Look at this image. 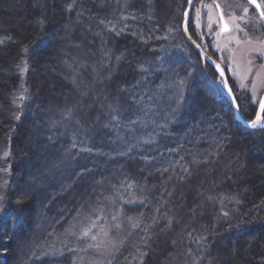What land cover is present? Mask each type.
I'll return each instance as SVG.
<instances>
[{"label":"trees","instance_id":"16d2710c","mask_svg":"<svg viewBox=\"0 0 264 264\" xmlns=\"http://www.w3.org/2000/svg\"><path fill=\"white\" fill-rule=\"evenodd\" d=\"M62 1H51L50 28L45 41L35 47L31 59L39 58L33 61L38 63L45 52L49 57L58 56L60 68L68 66V69L59 75H50L47 81H52V85L36 81L40 69L28 81L33 99L14 128L18 134L11 140L8 138L15 156L20 154L16 169L12 167L15 179L10 197L29 185V180L26 181L29 173L56 161L60 171L38 175L40 182H44L41 184L47 185L46 194L49 191L54 194L52 198L45 197L50 199V204L44 212L50 217L48 211L61 208L57 220L49 218L53 226L71 219V212L75 216L103 199L109 201L101 224L113 216L127 220L125 244L110 264H161V260L166 264H228L231 262L228 247H220V240H215V236H223L227 229L219 224L223 219L215 212L214 205L220 203L222 194L239 192L227 188L231 185L228 179L218 178V163L225 162L221 154L227 152L224 147L236 151L243 143L242 148H249L250 155L264 165V155L251 143L261 140L258 137L263 136L264 129H245L235 121L223 91L197 68L196 53L183 38L181 19L171 18L168 0H149L153 1L151 6L142 0ZM181 13L178 12L179 17ZM23 29L26 31L0 30L5 34H0V46H5L0 49V80L5 79L0 85V97L6 98V103L20 84L13 80L14 66L24 52L19 47L32 41L37 33L36 29ZM14 37L22 43L15 44ZM77 56L80 59H74ZM5 70L13 76L3 75ZM102 87L113 93L106 96L107 100L100 98L104 97ZM255 111L254 107L241 108L247 120ZM64 114L66 117L57 126L48 127V120L54 123ZM30 138L34 142L26 148ZM5 139L0 136V141ZM261 146L264 152L262 140ZM208 152V157L212 155L218 160L212 164L215 168L212 173H207V165L202 162ZM60 158L65 160L60 162ZM211 160L210 157L207 164ZM251 164L248 163L243 173L251 186L250 195H237L243 200L241 208L243 203H247L248 209L254 203L256 210L244 207L246 210L238 214L237 220L254 216L256 222L226 236L238 242L248 234L257 233L254 240L258 243L249 249V257L264 253L261 251L264 248V168L252 171ZM201 178L205 179L201 201L206 203L204 213L195 216L199 208L196 189ZM9 205L0 220V264H13L16 258L12 249L8 255L4 254L3 238L7 233L13 239L28 236L30 247L43 246L33 251L38 256L26 258V264H72L79 245L87 244L84 239L71 240L72 250L61 256H45V249L52 242L50 236L54 234L52 231L46 234L49 222L36 235L37 211L29 205L26 210H17L14 202ZM134 217L136 222L140 221L138 228L131 223ZM214 217L218 221L211 220ZM244 244L247 242H240L239 251ZM241 254L236 252L235 257L241 258ZM198 255H203L204 260Z\"/></svg>","mask_w":264,"mask_h":264},{"label":"rangeland","instance_id":"374dc122","mask_svg":"<svg viewBox=\"0 0 264 264\" xmlns=\"http://www.w3.org/2000/svg\"><path fill=\"white\" fill-rule=\"evenodd\" d=\"M51 1L52 0H0L1 31H7L8 29L16 30V32L26 31L23 28H32L36 29L37 31L36 36L33 38V40L25 45H23V43L16 37L13 38V42L15 44H18V42L22 43V46L20 45L19 49L21 51L23 50L24 52L23 55H21L22 58L18 65L16 64L17 66H14V76L11 75L9 71L5 70L4 73L2 72L3 75H7L9 78L13 76V80H17V83H20L17 85V87H15V90L11 92L12 99H10V101L6 103V98L2 99L3 97H0V116L3 117V120H0V136L3 135L6 139L9 138L11 140V138H15V136L18 134V132L14 130V128L15 126L20 124L19 122L21 120L19 119L21 118V116L23 117L25 115L29 108L28 104L33 99V94H31V89L28 85V81L30 82L32 78L31 75H34L36 71L40 69L41 71H39V74H37V78H39V80L36 81L38 83H44L46 81L47 83L51 84L53 83L52 81H47L51 79L50 75H59L61 74V71L62 73H64V69L65 71L66 69H68V66L64 65H62L65 67L64 69L60 68L61 62L58 59V56L52 55L49 57L45 55V52H43L44 56L40 57L42 61L33 63V61L39 59L35 58V56H33V58L31 59L35 47L38 48L45 41L47 32L50 28V11L52 10ZM63 1L61 3H63ZM142 1L143 3L147 2V5L150 6L153 4V1ZM258 1H260L259 3L264 5V0ZM186 3L187 0L186 2H184V0H168V11L169 14L171 12L173 13L171 16L173 21L176 19H181L180 22L182 24V21L184 19V12L186 10ZM216 4H218L220 8H222L226 22L229 23L230 26L229 29L225 32H221L219 12ZM244 8L248 9L247 14L244 13ZM179 11L180 13L182 12L180 14V17L178 15ZM171 22L172 21H170V23ZM65 27L63 26V28ZM190 30L194 37L199 41L200 45L206 51H208V53L213 58H215L218 63L221 64V67H223L224 71H226V73L228 74L229 85L231 86L232 91L241 103L243 109L248 110V108L250 107H254L255 109L256 107H259V100L264 97V19L260 18L259 11L253 10L247 0H195L190 21ZM0 34L2 35L4 33L0 32ZM3 47L5 46H0V49H2ZM188 56L190 57V55ZM0 57H2V55H0ZM74 59L80 58H78L77 56ZM249 61H251V63H249ZM82 65H86V63ZM41 75L43 76L41 77ZM65 76L66 74H63V79H65ZM209 76V79L214 86L219 88L221 91H223V88L225 94L229 95V92L226 89L224 81L219 72L217 73L214 69L210 68ZM96 80H98V77ZM0 81V85L2 83H5V79L3 78ZM95 84H100V82ZM100 90H102L101 93L104 95V97H100L101 99L103 98L107 100L106 96L108 95L110 97L113 94L109 89H104L103 87ZM91 91H94L93 87ZM253 93H255L256 103H253ZM95 103H97V101ZM8 107H11L9 109V112ZM255 112L256 113H254V115L251 114L248 120L246 119V121L251 122L257 115V111ZM232 114L233 116L235 115L234 111H232ZM65 117L66 114H64L63 117H59L54 123L51 119L48 120V127L53 128V126H57ZM262 123H264V112L262 114ZM79 127L83 129V125H79ZM88 127L90 129L91 125H89ZM258 129L261 128L253 130L256 131ZM188 131H190V129ZM258 135L259 134L257 133V136ZM258 138H260L264 143V134L263 136L259 135ZM6 139L0 141V220L4 217V214L10 207L9 204L11 202L17 204L15 206L17 210H19L20 208H22V210H26L28 209L27 206L29 205L32 209L37 211V213H35L36 216H34L36 221L34 227V230L36 231L35 234L38 235V233L41 232V228L48 222V227L46 226V230L48 231L46 232V234H50V231L54 233L50 236V238L52 237V242H48L50 246L45 249V256H61L68 250H72L70 247V244L72 242L71 240H73L74 242L80 239H84L87 240V244L79 245L78 253L76 254V252H74L75 257L73 258L72 264H110V260L115 257V255L125 244V231L128 230V227L127 225L124 226V223L127 224V220H121V218L119 219L120 216H113L108 219L106 223L101 224L100 220L102 217H104L103 212L105 211V205L109 201V199H103L102 201L93 202L86 211L78 213L75 216L72 215L71 212V219H69L67 222L63 220L62 223L57 227L53 226L52 220H50L49 218H52L54 221L57 220L58 216L61 215V213L59 212L61 208L57 207L56 210H50L51 212L48 211V215H50V217H48L47 213L44 212L45 209L48 208V204H50V199L45 197L50 196V198H52V195L54 194L51 191L46 194L47 185L41 184L44 182H40V178L38 175L39 173H42L43 175L45 173H48V171H55L56 169H58V162L51 161L48 165H46L45 163L46 167H44L40 171L29 173L31 175L29 177H26V181L28 182L29 180V185L24 186L19 194L13 193L16 195L10 197L9 191L13 188L15 179V174H12V167L14 165V168L16 169L15 163L17 161V158L20 157V154L17 155V157L15 156L13 147L11 146L10 148L9 139L7 140V143ZM261 140L259 141L260 144L258 145V151L261 153V155H264V152L262 150L263 148L261 146ZM33 142L34 141H32V138H30L26 141L25 147L29 148ZM231 143L232 145L234 144L233 142ZM242 145L244 144L241 143L239 145L241 149L236 151L234 149L232 150L230 148L224 147L227 152L221 153L222 155H224L223 161L225 162L218 163L220 165V168L218 170L220 174L218 178L221 180L228 179L231 185H228L227 188L236 189V191L239 192L237 194H240L241 197H246L250 195L248 191H250L251 187L248 186L249 183L247 184V180L243 178V173L245 172V170H247L248 163H252V171L253 169H255L256 171L257 169L260 170L261 167L264 168V165H260L261 161L250 155L249 148H242ZM252 153H256V148L252 150ZM208 154L209 152L205 156H203L202 162L207 165V173H212L213 171H215V168H213L212 164H217L218 160H214V156L212 155H209L208 157ZM210 157L212 158V160L210 161L211 163L207 164V161L208 159H210ZM64 160L65 158H60L59 161L62 162ZM40 162L44 161L41 160ZM255 164L256 166H254ZM68 166L74 167L73 164H70ZM231 176H233L234 178ZM218 178H216L215 180H217ZM206 179H208V176H206ZM201 180V183L198 184L199 187L196 189L197 200H199V208L196 209L195 216L203 214L205 209V205L203 204H205L206 202L202 203L201 201V197L204 195L205 190V179L201 178ZM63 184L64 183L62 182L61 185ZM210 187L213 188V186L211 185ZM89 192L91 193V190ZM42 194L43 196L41 197ZM88 194L89 193H86L85 195L91 197V195ZM237 194H222V200H219L220 203L214 205L215 212H217L221 216V219H223L222 221L220 220L219 224H223V226L227 229V231L225 230V232L223 233V236H215V240H220V247H228L226 251H228V256L231 261L228 264H262L264 263V253L262 255L260 253V256H248V253H250L249 249L255 248L256 244L258 243L254 240L257 237V233L248 234L243 240L241 239L238 242L235 241L236 238L234 237L230 239L226 237L228 234L230 235L237 231H241L242 229L251 226V224H254L256 222V218H254V216L237 220L238 214L241 211L243 213L246 209H248L247 207H245L247 203H243L246 209L244 207L241 208L243 200L240 195ZM41 198H43V201L40 200ZM22 199H25V201H22ZM212 199L214 200L215 198ZM255 206L256 205L252 203L251 207H249L248 210H256ZM209 210L211 209L209 208ZM27 214H29V211H27ZM209 215L212 214L210 213ZM63 216H65L64 213ZM242 217L245 216L243 215ZM216 219L217 217H214L213 219L211 218V220H214V222L218 221ZM132 221L133 222L131 223L134 226L135 224H137L136 228L140 226V221L136 222V217L132 218ZM241 221H244L245 224ZM85 233H87V235H85ZM20 236H16L13 239L12 235L10 236L7 233L3 238L6 243V245H4V254L8 255L11 252V249L13 254L14 252H16V258L13 264H26V258L30 259L33 256H38L35 255L36 253L33 254V251H35L39 247V250L43 249L42 245L30 247L31 241H29V237L27 236L26 242L25 237L21 240L19 238ZM253 240L254 242L252 243ZM259 240L260 238L258 237V241ZM242 241H246L247 245L244 244V247L240 248L239 251V248L237 247H239V244ZM48 243H46L45 245H47ZM28 247L30 248L27 251ZM261 251L264 252V248L261 249ZM236 252L242 253L241 258L235 257ZM198 256H202L199 258H201V260H204L203 255ZM210 261L213 260L211 259ZM161 264H166V262H163V260H161Z\"/></svg>","mask_w":264,"mask_h":264},{"label":"water","instance_id":"95a60500","mask_svg":"<svg viewBox=\"0 0 264 264\" xmlns=\"http://www.w3.org/2000/svg\"><path fill=\"white\" fill-rule=\"evenodd\" d=\"M194 3H195V0H192V2L191 3H189V1H188V7H187V9L185 10V12H184V19H183V23H182V30H183V34H184V37H185V39L187 40V42L194 48V49H196V51L201 55V57H202V59L203 60H207L208 62H210L211 64H212V66L217 70V66H219V68L223 71V75H221V77H222V79H223V81H224V84H225V87H226V89L228 90V92H229V89H230V85H229V83H228V80H227V75H226V73H225V71H224V69L221 67V65L218 63V62H216V61H214V60H212L210 57H208L206 54H205V52L201 49V47L200 46H198V44L192 39V37L190 36V34H189V31H188V25H189V22H190V19H191V13H192V10H193V6H194ZM187 13V15H185ZM223 21V30H225V28H227V30L229 29V27H228V25H227V23L224 21V20H222ZM220 73V72H219ZM221 74V73H220ZM226 82V83H225ZM231 90V89H230ZM226 97H227V100L230 102V104L232 105V107H233V109H234V112H235V118L239 121V122H241V124H243V126H245V127H247V128H251V129H257V128H264V127H259V126H257V127H252L251 126V122L252 121H254V120H256V117L251 121V122H248V121H246V120H244L242 117H241V115H240V112H239V108L237 107V103L236 104H234L233 103V98H235L234 97V95H233V93H232V90H231V94H229V95H226ZM264 98V97H263ZM257 113H260V115H261V120L258 122V123H262V114H263V112H260V105H259V107H258V110H257ZM257 116V115H256Z\"/></svg>","mask_w":264,"mask_h":264},{"label":"bare ground","instance_id":"6f19581e","mask_svg":"<svg viewBox=\"0 0 264 264\" xmlns=\"http://www.w3.org/2000/svg\"><path fill=\"white\" fill-rule=\"evenodd\" d=\"M188 1L189 0H187V3H186V9H187V7H188ZM247 2H248V0H247ZM257 2L259 3V1L257 0ZM216 5H218V4H216ZM251 5V7L253 8V10H256V11H258L257 9H256V7H255V5H253V4H250ZM217 9H218V12H219V21H220V25H221V32H225V31H227V30H223V21L222 20H224L225 22H226V19H225V16H224V14H223V10H222V8H220V6L219 7H217ZM191 16H192V13H191ZM190 21H191V19H190ZM182 23H183V21H182ZM227 23V22H226ZM227 25H228V27H229V23H227ZM182 29V28H181ZM188 31H189V34H190V36L192 37V39L198 44V46H200L201 47V49L205 52V54L208 56V57H210L212 60H214V61H216V59L215 58H213L209 53H208V51H206L201 45H200V43H199V41L194 37V35L192 34V32H191V30H190V22H189V25H188ZM182 35H183V38H184V40L186 41V43L189 45V47H191L194 51H195V53H196V57H197V59H195V61L197 62V68L201 71V72H203V74L205 75V76H207V78L209 79V70H210V68H212V69H214L217 73L219 72L218 70H216L213 66H212V64L210 63V62H208L207 60L205 61V60H203L202 59V57H201V55L196 51V49H194L188 42H187V40L185 39V37H184V34H183V30H182ZM217 62V61H216ZM220 64V63H219ZM221 65V64H220ZM223 68V67H222ZM225 73H226V71H225ZM220 74V73H219ZM226 75H227V80H228V83H229V79H228V74L226 73ZM212 79V78H211ZM210 80V79H209ZM210 83H211V80H210ZM230 89L232 90V88H231V86H230ZM222 90H223V92H224V89L222 88ZM232 93H233V95H234V97H235V100H236V103H237V105H238V108H239V112H240V115H241V117L244 119V120H246L244 117V115L241 113V108H242V106H241V103L239 102V100L237 99V97L235 96V94H234V92L232 91ZM224 95H225V97H226V94H225V92H224ZM227 98V97H226ZM229 105H230V107H231V109H232V111H234V109H233V107H232V105L229 103ZM256 110H258V107H256ZM234 114H235V112H234ZM244 116V117H243ZM234 119H235V121L239 124V125H241V127H243V128H245V129H250V130H253V129H251V128H247V127H245V126H243V124H241V122H239L236 118H235V115H234ZM262 129H264V128H261V130ZM252 144H254V145H256V146H258L260 143H259V141H258V139L257 140H253V142H251Z\"/></svg>","mask_w":264,"mask_h":264},{"label":"snow or ice","instance_id":"6c2138e0","mask_svg":"<svg viewBox=\"0 0 264 264\" xmlns=\"http://www.w3.org/2000/svg\"><path fill=\"white\" fill-rule=\"evenodd\" d=\"M191 2L192 0H189V3ZM248 3L255 5L256 9L259 11L260 18L264 19V5H262L261 3H258L257 0H248ZM216 7H219V5H216ZM247 12H248V9L244 8V13L247 14ZM185 15H187V13ZM225 30H227V28H225ZM249 63H251V61H249ZM217 70L221 73V75H223V71L219 68V66H217ZM229 94H231L230 89H229ZM233 103L236 104L235 98H233ZM253 103H256L255 93H253ZM259 105H260V112H264V98H261L259 100ZM260 120H261V115L260 113H257L256 120L251 122V126L254 128L257 126L264 127V123H258ZM85 235H87V233H85Z\"/></svg>","mask_w":264,"mask_h":264},{"label":"flooded vegetation","instance_id":"af4514ba","mask_svg":"<svg viewBox=\"0 0 264 264\" xmlns=\"http://www.w3.org/2000/svg\"><path fill=\"white\" fill-rule=\"evenodd\" d=\"M260 2V1H259ZM230 27V26H229Z\"/></svg>","mask_w":264,"mask_h":264}]
</instances>
